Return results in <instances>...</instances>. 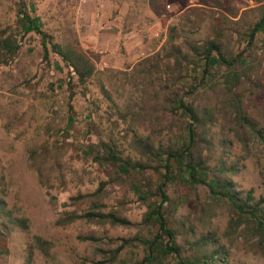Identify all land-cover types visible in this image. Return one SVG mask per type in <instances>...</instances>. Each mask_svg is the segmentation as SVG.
Returning a JSON list of instances; mask_svg holds the SVG:
<instances>
[{"label":"rangeland","instance_id":"rangeland-1","mask_svg":"<svg viewBox=\"0 0 264 264\" xmlns=\"http://www.w3.org/2000/svg\"><path fill=\"white\" fill-rule=\"evenodd\" d=\"M14 3L9 0L0 5V19L10 26L15 36L12 42L3 39L0 56V189L4 192L6 208L13 216L24 217L27 228L22 230L13 226L5 230L0 224L4 231L0 236V264H23L30 246L31 264H132L139 260L141 264H179L160 244L151 252L141 244L124 245L117 248L113 262H106L122 238L134 234L150 235L149 228L142 224V216L161 197L157 195L153 200L154 196L146 195L149 190L143 184L134 185L128 179L118 178L122 174L109 178L111 170L88 157L84 143L87 139L94 140L84 131L88 118L77 117L67 127L63 120L60 128L53 126L62 115L68 95L66 69L50 52L47 61L42 58L39 36L21 29ZM262 3L264 0H221L215 7L209 0H40L31 6V10L35 7L36 13H44L59 4L67 16L71 15L80 46L98 69L106 70L111 98L120 105H130L125 122L118 120L117 126L112 128L116 138L121 141V130L132 122L140 135L152 132L158 144L169 139L176 141L178 134L185 132L188 119L180 110L171 112L172 106L171 111L169 108L162 111L158 106L154 108L151 96L154 90H159L157 75L149 78L138 73L144 57L159 49L167 39L169 29L184 17L190 21L189 29H195L189 35L203 38L217 33L215 12L238 17L246 11L247 19L253 20ZM8 7L13 9L8 11ZM5 25H1L0 30ZM49 25L57 27L54 20ZM232 44L233 48L239 49L244 41L240 46L235 41ZM263 47L264 38L257 34L252 48L260 51ZM200 77V72L185 71L172 88L177 87V96L184 98L189 87L199 82ZM204 81L214 89L222 87L220 80ZM223 89L227 90L226 87ZM74 92L72 102L78 110L90 101L95 104L89 129L106 131L112 116L105 113L107 100L98 88L90 84L84 89L75 87ZM261 92L256 95L244 93V109L249 114L253 110L251 106L263 95ZM131 111L140 120L131 117L134 115ZM229 118L230 122L225 123L218 112L212 129L217 133L220 128L230 140L224 160L236 164L237 170L231 178L240 189H251L255 196H264V153L259 146H252V154L243 156L239 142L232 137L233 115ZM212 141L216 144V139ZM122 148L124 153L128 152L127 148ZM32 150L35 151V163L46 169L49 188L39 183L37 172L31 166L29 152ZM214 151L219 148L215 147ZM208 163L212 165L214 159ZM148 171L150 191L158 194L156 185L164 179ZM101 180L109 181L103 210L123 214L130 221L128 225L80 219L64 226L54 224L64 208H71L69 197L91 193ZM164 183V193L170 198L165 213L176 243L187 237L190 229L195 235L209 231L225 252L224 264H264V252L257 246L256 238L244 233L241 225L230 222L231 211L211 198L204 183L191 184L185 177ZM82 206L85 204L79 203L77 207ZM35 236L45 252L37 248ZM79 236H93L96 240H84Z\"/></svg>","mask_w":264,"mask_h":264},{"label":"trees","instance_id":"trees-1","mask_svg":"<svg viewBox=\"0 0 264 264\" xmlns=\"http://www.w3.org/2000/svg\"><path fill=\"white\" fill-rule=\"evenodd\" d=\"M13 1L21 29L23 27L25 31H33L39 36L42 58L47 61L50 52L66 69L68 95L61 110L62 115L53 126L60 128L63 120L64 126L67 127L77 120V117L83 120L88 118L84 131L94 137V140L87 139L84 143L83 149L88 157L97 165L110 169L109 178L112 175L117 178L122 174L118 178L128 179L134 185L143 184L146 190H149L146 195L154 196L153 200L157 195L161 197V200L153 204L154 206L142 216V224L149 228L150 235L134 234L122 238L106 262H113L117 248L124 245L141 244L151 252L154 246L160 244L164 252L174 257L179 264H224L225 252L209 231L195 235L190 229L187 237L178 243L175 242L174 231L169 227L165 213L170 198L164 193L163 186L164 182L179 180L181 177H185L191 184L204 183L212 195L211 198L220 201L231 211L230 222L235 226L241 225L244 233L256 238L257 246L264 252V196H255L251 189H240L237 186L231 178V174L237 170L236 164L224 160L231 144L230 140L220 128L217 133L212 129L218 112L223 115L225 123L230 122L229 116L232 114V137L239 142L243 156L252 154V146H259L264 153V47L260 51L252 48L257 34L264 38V3L258 7V15L253 20L247 19L246 11H242L238 17L235 14L228 17L219 11L215 12L218 19L217 33L203 38L189 35L195 29H189L187 24H190V21L184 17L169 29L167 39L159 49L144 57L138 73L149 78L157 75L159 90H154L151 96L154 108L158 106L162 111L167 108L171 111L172 106L174 108L171 112L180 110L188 119L184 127L185 132L181 131L176 141L169 139L166 143L156 144V137L152 132L140 135L132 122L121 130V141L116 138L112 128L117 126L118 120L125 122L130 105H120L111 98L107 88L109 80L106 70L98 69L82 49L73 29L71 15L67 16L64 7L56 4L53 10L36 13V8L32 11L31 6L37 5L40 0ZM209 1L215 7L221 4V0ZM3 2L9 0H0V5ZM11 8L8 7L7 10ZM72 9L73 7L70 11ZM51 20L56 21V28L49 25ZM1 25L5 23L0 19ZM1 29L0 56L3 39L8 38L12 42L15 38L9 25ZM233 41L237 42V46L243 41L244 44L241 48L238 47L239 49L233 48ZM10 46L9 43L8 48ZM185 71L200 72L201 77L199 82L189 87L187 96L183 98L177 96L179 91L177 87L172 88V85L175 82L178 84L179 77ZM204 79L220 80L222 87L214 89L211 85L208 86ZM195 80L194 78L193 81ZM90 84H94L107 100L105 113L109 114L108 117L112 116V119L106 131L102 128L93 131L89 129L93 123L90 119L95 111L94 102H88L79 110L73 105L74 88L84 89ZM224 87L227 88L226 91ZM246 92L263 94L256 104L251 106V114L244 109L243 95ZM131 114H134L131 117L140 120L136 113L131 111ZM128 120L131 121V118ZM46 124L50 125L49 122ZM116 133L119 132L116 130ZM214 139L216 144L212 141ZM122 146L128 149L127 153H124ZM215 147H218L219 151L215 152ZM34 154L33 150L29 152L31 166L37 172L39 183L49 188L51 184L48 182L46 169L42 164L35 163ZM211 158L214 163L209 165ZM148 170L164 179L163 183L156 185L158 194L150 191V177L146 175ZM107 183L109 181L101 180L91 193L69 197L71 208H64L55 218L54 224L64 226L80 219L111 225H128L130 221L123 214L103 210ZM3 193L0 189V224L5 230L13 226L25 230L26 219L12 215L6 208ZM79 203L85 206L78 208ZM3 232L0 229V236ZM33 238L37 248L45 252L38 237ZM79 238L96 240L93 236ZM31 249V246L26 249L23 264H31ZM141 262L139 260L132 264Z\"/></svg>","mask_w":264,"mask_h":264}]
</instances>
